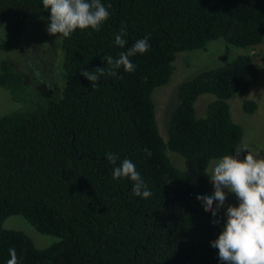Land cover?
<instances>
[{"label": "trees", "instance_id": "trees-1", "mask_svg": "<svg viewBox=\"0 0 264 264\" xmlns=\"http://www.w3.org/2000/svg\"><path fill=\"white\" fill-rule=\"evenodd\" d=\"M111 4L100 31L76 30L62 37L65 87L19 101L18 110L0 115V264L15 248L21 264H223L210 246L223 225L213 224L197 195H205L213 160L233 155L243 137L228 100L246 95L258 73L248 54L183 80L167 122V138L158 131L153 91L166 85L178 53L204 50L210 41L251 49L264 44V0H102ZM50 13L42 0H0L6 38L4 53L29 40V24ZM121 24L125 49L114 43ZM91 32V34H89ZM149 37V51L102 76L98 87L80 73L106 66L137 39ZM0 87L21 92L22 72L0 61ZM213 94L204 117L195 115L199 96ZM256 105L244 102L252 113ZM151 150L146 156L143 149ZM133 161L153 195L132 194L128 179L113 180L107 152ZM184 158L185 169L171 164L166 152ZM119 163V161L117 162ZM23 217L39 233L58 241L37 249L4 221Z\"/></svg>", "mask_w": 264, "mask_h": 264}, {"label": "clouds", "instance_id": "clouds-1", "mask_svg": "<svg viewBox=\"0 0 264 264\" xmlns=\"http://www.w3.org/2000/svg\"><path fill=\"white\" fill-rule=\"evenodd\" d=\"M42 5L50 13V23L46 31L50 35L59 34L69 38L76 30L100 31L102 25L112 15L111 4L102 0H42ZM91 34V32H89ZM128 35L126 24H121L114 37V43L125 49ZM151 45L149 37L137 39L117 57L104 55L106 66L81 70V75L91 82V87L99 85L102 76H117L121 68L133 73L137 65L132 57L147 53ZM146 156L151 150L143 149ZM246 155L241 159L240 153ZM105 158L112 168V179H128L132 182V194L147 199L153 195L136 164L128 158L120 159L114 152H107ZM119 161V163H117ZM213 191L207 195H197L196 200L205 212L214 218L211 222L220 225V211L223 209V225L217 239L210 246L218 249L219 261L223 264H264V156L250 150L248 144L235 149L234 155H224L213 161L208 169ZM228 193H233L238 201L236 206L227 203ZM7 264H21V257L15 248H9Z\"/></svg>", "mask_w": 264, "mask_h": 264}, {"label": "rangeland", "instance_id": "rangeland-1", "mask_svg": "<svg viewBox=\"0 0 264 264\" xmlns=\"http://www.w3.org/2000/svg\"><path fill=\"white\" fill-rule=\"evenodd\" d=\"M46 28L45 21L32 22L26 32V37L29 40L19 50L4 53L0 49V61L3 58H8L11 63L13 62L22 72L24 84L27 86L23 91L15 93L0 87V115L18 110L17 108L22 105L19 101L33 99V97L42 96L46 92L56 98L63 92L66 78L61 47L62 36L59 34L50 35ZM6 33V27L0 20V45L2 40L6 38ZM245 54L251 57L257 70V81L248 94L234 95L228 100L229 111L233 121L243 130V137L237 148L243 144H248L250 150L264 156V44L247 50L215 40L210 41L204 50L178 53L173 63L174 71L168 83L156 88L152 93L156 124L159 134L164 140L167 138L169 112L171 113V110L174 109L173 106L177 103L176 90L178 85L202 70L221 66L237 56ZM214 100L216 97L213 94L199 96L195 103L196 117H204L207 105ZM244 102L255 104V111L252 113L245 112L243 110ZM166 154L173 166L180 170L185 169L184 158L170 151H167ZM244 155L246 153L241 151L240 158L242 159ZM212 191L213 186L209 183L205 195ZM227 203H231L233 206L237 205L238 201L233 193H228L225 207ZM221 211L223 213L224 210L221 209ZM3 228L23 232L31 239L37 249H44L58 241L54 236L39 233L19 215L8 217L3 223Z\"/></svg>", "mask_w": 264, "mask_h": 264}]
</instances>
